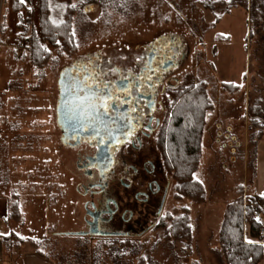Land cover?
<instances>
[{"label": "rangeland", "instance_id": "rangeland-1", "mask_svg": "<svg viewBox=\"0 0 264 264\" xmlns=\"http://www.w3.org/2000/svg\"><path fill=\"white\" fill-rule=\"evenodd\" d=\"M124 1L127 13L121 14L71 0L76 6L71 16L73 47L63 50L45 43L43 67H34L29 54L31 34H38L35 0L23 2L18 14L10 0L0 1V197L12 192L19 196L20 220L13 224L52 258V264H138L140 257L144 264H223L217 230L225 203L235 197L238 184L245 195L259 196L252 167L256 145L254 154L250 141L254 130L247 126L246 106L248 95L264 102V20L250 24L249 11L243 8L224 14L209 5L216 0ZM215 15L221 18L212 26ZM167 35L179 37L183 55L169 74L184 85L205 81L214 104L193 174L203 184L204 199L192 202L168 195L160 212L161 217L174 216L188 208L190 239L174 242L166 237L169 220L157 223L154 206L138 211L147 220L141 228L157 223L141 236L78 235L86 227L82 199L74 192L72 155L55 140L59 73L98 54L105 78L115 76L114 67L125 75L136 71L152 44ZM222 82L238 88L224 91ZM254 217L264 224V213ZM102 239L117 240V250H93ZM125 240L128 245L122 244ZM83 244L85 259L76 262Z\"/></svg>", "mask_w": 264, "mask_h": 264}, {"label": "flooded vegetation", "instance_id": "flooded-vegetation-1", "mask_svg": "<svg viewBox=\"0 0 264 264\" xmlns=\"http://www.w3.org/2000/svg\"><path fill=\"white\" fill-rule=\"evenodd\" d=\"M148 54L149 50L136 71L125 75L114 67L115 76L105 78L98 54L63 69H68V76L75 75L74 79L84 76L92 83L86 97L75 89L73 105L61 115V125L55 114L61 99L58 87L53 110L55 140L62 150L71 152L74 192L82 199L79 205L86 229L77 231L78 235L141 236L161 220L166 197H173V180L164 164L163 123L173 96L171 90L182 85L179 77L169 73L183 55L179 48L172 56L167 48L148 63ZM99 89L111 94L102 111L92 108ZM152 206L158 221L141 228L147 220L138 211Z\"/></svg>", "mask_w": 264, "mask_h": 264}, {"label": "trees", "instance_id": "trees-1", "mask_svg": "<svg viewBox=\"0 0 264 264\" xmlns=\"http://www.w3.org/2000/svg\"><path fill=\"white\" fill-rule=\"evenodd\" d=\"M29 1L23 0L25 3ZM85 1L97 3L102 8L111 7L117 13H127V5L124 0ZM10 2L13 12L18 14L24 9L25 5L21 0H10ZM35 2L38 34H31L29 54L34 67H43L48 56L45 43L63 50L73 47L71 16L76 10V6L71 3V0H35ZM202 5L208 7L205 3ZM209 5L213 8L222 9L224 14L233 8L247 9L250 24L259 18L264 20V0H216ZM27 12L30 11L27 10ZM220 18V15H215L212 26ZM220 88L224 91H231L236 90L238 85L222 82ZM171 92L173 96L167 108L168 114L163 123V132L166 134L164 147L167 153L164 164L168 172L171 173L173 180V198L202 202L204 187L200 181L194 178L193 174L201 157V142L206 117L213 110L214 104L207 94V84L202 80L176 86ZM246 114H248L247 126L254 130L250 136V141L253 144V153L255 154V145L262 137L264 126V102L260 97L247 96ZM252 167L254 168V163ZM255 213H264V193L261 196L245 195L243 185L238 184L235 197L224 205L217 230V241L223 264H260L264 257V241L259 234L262 223L254 217ZM8 216L15 221L20 218L15 195H12L9 200ZM166 219L169 220V225L165 228L166 237H171L174 242L190 239L191 228L188 208L183 207L181 212L174 216L166 213L161 220ZM244 224L248 225V234L254 241L247 242L243 239ZM9 239L15 240L14 246L16 247L27 242L13 233L0 235L1 243L6 244ZM116 241L115 239L98 240L97 246L93 250L99 251L104 247V250L112 252L117 250ZM28 244L38 256L52 259L39 250L34 241H28ZM122 244L128 245L129 242L125 240ZM81 247L83 249L76 255V262L85 259L87 247L84 244ZM87 259L89 260V258ZM138 264H144L141 257L138 259Z\"/></svg>", "mask_w": 264, "mask_h": 264}, {"label": "crops", "instance_id": "crops-1", "mask_svg": "<svg viewBox=\"0 0 264 264\" xmlns=\"http://www.w3.org/2000/svg\"><path fill=\"white\" fill-rule=\"evenodd\" d=\"M2 3V0H0ZM0 3V4H1ZM224 78V77H223ZM228 83V82H226ZM235 85V84H234ZM264 135L256 143V158L254 164V186L258 190V195L261 196L264 193ZM5 178V177H3ZM7 178V177H6ZM9 181V179L7 178ZM7 180H2V184L7 185L9 182ZM15 192H12L7 197H0V235H7L8 233H13L19 238L26 240L24 244L16 247L15 240L9 239L8 243H1L0 241V264H52V260L42 258L38 256L31 246L28 244V241H34L31 238L22 236L16 229L12 220L8 216V204L11 196ZM18 196V194H17ZM18 199V208H19V196ZM224 208V207H223ZM223 211V210H222ZM20 214V212H19ZM20 218L17 220L19 221ZM262 223V222H261ZM261 229L264 230V224L262 223ZM243 239L247 242L254 241L248 234V225H243ZM261 239L264 241V236H261ZM29 245V247L27 246ZM27 246V247H26ZM260 264H264V257L260 261Z\"/></svg>", "mask_w": 264, "mask_h": 264}, {"label": "water", "instance_id": "water-1", "mask_svg": "<svg viewBox=\"0 0 264 264\" xmlns=\"http://www.w3.org/2000/svg\"><path fill=\"white\" fill-rule=\"evenodd\" d=\"M167 48L169 50H172V56H173V54L180 48L179 37L167 35L155 41L152 44V47L149 51L147 62L151 63L152 61L156 60V58L162 55L163 52H166ZM68 75L71 74H69L68 70L65 69L61 73H59L57 80V87L61 97V99L57 102L55 107L56 122L58 125H61V115L65 114L66 110L73 105L72 97L76 95L77 91L78 93L80 92L82 93L83 96L86 97V95H89L87 93L92 89L91 78L87 77L86 79L84 77H80L74 79L75 75L72 76H68ZM75 89L78 90L76 91ZM98 110L102 111V109H98Z\"/></svg>", "mask_w": 264, "mask_h": 264}, {"label": "snow or ice", "instance_id": "snow-or-ice-1", "mask_svg": "<svg viewBox=\"0 0 264 264\" xmlns=\"http://www.w3.org/2000/svg\"><path fill=\"white\" fill-rule=\"evenodd\" d=\"M21 2H23V0H21ZM110 99H111L110 93H108L105 89H99L98 94L95 96V100L97 101V103L92 105V108L94 110L106 108L108 106V102L110 101ZM104 114L107 115L106 112Z\"/></svg>", "mask_w": 264, "mask_h": 264}, {"label": "built area", "instance_id": "built-area-1", "mask_svg": "<svg viewBox=\"0 0 264 264\" xmlns=\"http://www.w3.org/2000/svg\"><path fill=\"white\" fill-rule=\"evenodd\" d=\"M259 234L263 237L264 236V230L263 229H260L259 230Z\"/></svg>", "mask_w": 264, "mask_h": 264}]
</instances>
